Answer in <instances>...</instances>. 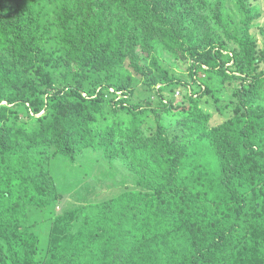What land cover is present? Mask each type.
Instances as JSON below:
<instances>
[{"label": "trees", "instance_id": "obj_1", "mask_svg": "<svg viewBox=\"0 0 264 264\" xmlns=\"http://www.w3.org/2000/svg\"><path fill=\"white\" fill-rule=\"evenodd\" d=\"M262 5L0 0V264H264Z\"/></svg>", "mask_w": 264, "mask_h": 264}, {"label": "rangeland", "instance_id": "obj_2", "mask_svg": "<svg viewBox=\"0 0 264 264\" xmlns=\"http://www.w3.org/2000/svg\"><path fill=\"white\" fill-rule=\"evenodd\" d=\"M261 11H264V6L263 5L261 7ZM260 21L263 23L264 22V18H262ZM257 39H258L259 44L261 46H264V37H261V36L257 35ZM92 157H94V155H92ZM85 159L86 158L81 159L79 161V163L86 164ZM82 170H83V167L79 171H77L76 173L77 174H81ZM92 177H93L92 183H90L88 181L89 187L88 188L84 187V190L87 191L88 193L92 192V191H95L97 199H103V198H106L107 195H109L108 193L103 194V196L100 195L99 192H101L100 188H101V185H102L101 181L107 180L106 182H109L110 184L112 183V186H113V189H114L113 192H117L118 188L122 189L124 187L131 186V184H129V180H131L130 179V175L129 174L127 176L124 175L122 169L120 168V166L118 164L114 165V167L112 169L107 170V172H106V174H105V176H104V178L102 180L99 178L100 176L96 177L94 175ZM109 180H111V181H109Z\"/></svg>", "mask_w": 264, "mask_h": 264}]
</instances>
